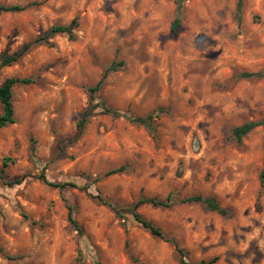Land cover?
Instances as JSON below:
<instances>
[{"label": "rangeland", "instance_id": "rangeland-1", "mask_svg": "<svg viewBox=\"0 0 264 264\" xmlns=\"http://www.w3.org/2000/svg\"><path fill=\"white\" fill-rule=\"evenodd\" d=\"M0 55L78 21L0 68L33 84L13 89L15 124L0 129V264H264V125L239 144L232 129L264 120V0H0ZM126 116H158L155 133L97 111L79 135L90 88ZM0 104V115H2ZM35 148L32 156V149ZM121 168L122 172L113 173ZM45 172L64 190L39 179ZM213 198L220 215L201 203ZM101 197L107 204H103ZM159 227L152 235L131 215ZM72 210L80 233L68 219ZM119 211L124 217H120ZM25 214L28 218L24 217Z\"/></svg>", "mask_w": 264, "mask_h": 264}, {"label": "trees", "instance_id": "trees-1", "mask_svg": "<svg viewBox=\"0 0 264 264\" xmlns=\"http://www.w3.org/2000/svg\"><path fill=\"white\" fill-rule=\"evenodd\" d=\"M185 1L186 0H176L177 15H176V18L174 20L173 28H172L174 31L178 27H180L181 14H182V10H183V4ZM242 7H243V0H238L237 13H238L239 18H240V13L242 11ZM27 8H28V6H20V5L6 6V5H3L0 3V14H2V13H20V12L26 10ZM78 25L79 24H78L77 19H74L70 25L53 26L43 36H40V37L36 38L34 41H32L31 43L25 45L21 51L16 52L12 55L7 54V53L0 55V68L9 67V66L14 65L22 57H24L32 49V47L42 45V44H48L49 40L52 39L53 37L57 36V35H66V36H68L69 39L74 40L75 39L74 31L78 27ZM116 69H117L116 65L112 64L105 71L102 80L95 87L89 89V92L91 94L92 104H91L90 108L82 116V119L79 122V125H78L79 135L83 133L84 127L88 123L89 118L94 113H96L97 111H102L104 114L111 115L115 118H120V117L126 118L131 123H133L135 125L143 126L149 132L155 133L156 127L154 125V120L158 116H155L154 113L149 114V115L144 116V117L126 116L125 114L121 113L120 111L109 107L103 100L98 99L94 95L101 88L102 82L107 77V75L111 71H115ZM242 77H244V78H263L264 73H256V74L244 73V74H242ZM33 83H34V80L32 78L20 79V78L12 77V78L7 79L3 83V85L0 86V104L2 106V111H3L2 115H0V129L8 127L10 125H13L16 122L14 104H13V94H14L13 89H14V87L17 85H30ZM262 125H264V120L259 121V122L245 123L241 126L233 128L232 134H233L236 142L240 144L244 137H246L255 128L260 127ZM32 151H33L32 156L35 157V155H34L35 148L34 147H33ZM12 163H14V160L11 158H6L4 160L3 167L0 168V178L5 180V184L8 186L20 185L25 181V179H26L25 176H23L21 178H16L13 180L6 179L5 169ZM123 170H124V168H121L117 171H114L113 173L122 172ZM39 179L41 181H43L46 185L53 187V188L60 189V190H64L68 187L76 188L75 184H70V183L56 184V183L50 182L44 171L39 176ZM260 180H261V183H264V169L262 170V172L260 174ZM97 199L100 200L103 204H107L106 201L104 199H102L101 197H97ZM182 202L183 203H201V204H204L211 211L216 212L220 215H226V213H227L219 205V203L213 198H204L200 195H197V196L189 197V198L183 200ZM142 204H151V205L156 206V207H170V204L153 198V199L140 200L137 203H135L133 205V207L131 208V215L133 216L134 220L137 223L141 224L145 229H147L155 237L167 240L164 232L159 227H157L152 222L147 221L146 219H144L142 217V215H140L138 213V208ZM116 213L120 217H124L123 215H121V213L119 211H116ZM23 215L26 219L28 218L25 214H23ZM68 219L74 225L76 230L80 233V228L78 227L75 219L73 218L72 210L70 208H69V213H68ZM168 241H170L176 247L178 253L181 256V263L182 264H189L184 259L185 254L180 248H178L177 242L175 240H172V239L168 240ZM3 251H4L3 248L0 247V252H3ZM95 264H100V263L96 262ZM200 264H213V262H201Z\"/></svg>", "mask_w": 264, "mask_h": 264}]
</instances>
